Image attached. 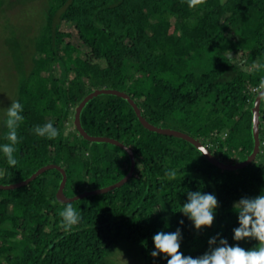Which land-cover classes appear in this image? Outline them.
Listing matches in <instances>:
<instances>
[{
	"label": "trees",
	"instance_id": "obj_1",
	"mask_svg": "<svg viewBox=\"0 0 264 264\" xmlns=\"http://www.w3.org/2000/svg\"><path fill=\"white\" fill-rule=\"evenodd\" d=\"M40 6L28 37L29 67L13 25L3 41L19 75L13 101L23 104L24 119L16 165L0 153V184L25 180L47 164L64 168L68 197L124 177L127 152L85 139L73 123L75 107L103 87L129 94L150 123L188 133L222 161L251 153V109L264 87V0H44ZM263 98L259 152L236 170L214 165L184 138L147 129L123 97L89 99L80 113L83 128L130 146L132 176L113 190L70 201L81 214L70 230L59 215L66 202L57 199V168L0 188V264H167L151 256L152 237L177 229L179 251L193 258L213 237L254 247L251 239L233 241L232 205L264 193ZM6 120L0 144L10 142ZM49 122L58 135H38L36 127ZM196 190L218 200L213 224L199 230L179 212L187 192Z\"/></svg>",
	"mask_w": 264,
	"mask_h": 264
},
{
	"label": "clouds",
	"instance_id": "obj_2",
	"mask_svg": "<svg viewBox=\"0 0 264 264\" xmlns=\"http://www.w3.org/2000/svg\"><path fill=\"white\" fill-rule=\"evenodd\" d=\"M23 104L16 100L11 102L7 108L6 125L9 129L7 139L9 143L0 144V153H3L9 166H15V145L18 142L17 128L24 119ZM35 131L38 135L53 138L58 131L52 122L43 126H37ZM169 177H175L176 171L167 173ZM218 206V200L212 193H205L200 190L188 191L185 202L180 204L179 212L186 216L195 229L210 227L213 224L214 214ZM232 210L236 214L238 227L233 229V241L254 240V247L245 249L238 243L229 244L227 239L213 237L208 241V250L195 258L185 256L181 251L180 229L166 232L158 231L152 237V257L161 256L167 264H264V193L255 197H245L234 202ZM61 224L66 230L81 220L80 211L74 208L70 201L59 213ZM183 223V221H180ZM215 245V247H213Z\"/></svg>",
	"mask_w": 264,
	"mask_h": 264
},
{
	"label": "water",
	"instance_id": "obj_3",
	"mask_svg": "<svg viewBox=\"0 0 264 264\" xmlns=\"http://www.w3.org/2000/svg\"><path fill=\"white\" fill-rule=\"evenodd\" d=\"M102 93L114 94V95H118L120 97L125 98L131 104V106L134 108V110L138 116V119L141 121V123L144 125V127H146L147 129L159 132V133L174 135V136L186 139L187 141L191 142L194 146H196V148H198L202 152V154L204 155V157L206 159H208L211 163H213L214 165L218 166L221 169L236 170L238 168H241V167L247 165L248 163L252 162L259 152V148H260V139H259L260 103H261L262 97L264 96V87H262L257 92L255 99H254V102H253L252 109H251V111H252V135H253V141H254L253 149H252L251 153L244 160L237 161L234 163L225 162V161H222L219 158L215 157L204 144H202L198 139L194 138L193 136L189 135L186 132H183V131H180L177 129H173V128L161 127V126H157V125L150 123L142 115L140 108L138 107V105L136 104L134 99H132L130 97L129 94L125 93L124 91L118 90V89L103 87V88H97V89L92 90L80 101V103L75 107V113L73 116V123H74V126L77 129V131L85 139L90 140V141H101V142L103 141V142L113 143V144L123 148L127 152L128 156L130 158V167H129V170L124 177H122L120 180H118L117 182H115L109 186L96 188V189H90V190H84V191H82V192H80V193H78L72 197H68L64 193V186L66 183V172H65L64 168H62L61 166H59L57 164H47V165H44V166L40 167L39 169H37L27 179L16 182V183H11V184H0V188H14V187H18V186H21L23 184H26L30 180L35 178L37 175H39L40 173H42L43 171H45L49 168H57L62 174V179L60 181V184H59V187H58V190L56 193L57 199L59 201H62V202H68V201L79 199L81 197H85L88 195L107 192L109 190H113L114 188L124 184L132 176V173H133L134 168H135V157H134V152H133L132 148L130 146L122 143L121 141H119L115 138L109 137V136H102V135L95 136V135L88 134L86 132V130L83 128V126L81 124V120H80V113H81V110H82L83 106L85 105V103L89 99H91V98H93L99 94H102Z\"/></svg>",
	"mask_w": 264,
	"mask_h": 264
},
{
	"label": "rangeland",
	"instance_id": "obj_4",
	"mask_svg": "<svg viewBox=\"0 0 264 264\" xmlns=\"http://www.w3.org/2000/svg\"><path fill=\"white\" fill-rule=\"evenodd\" d=\"M44 0H0V125L5 120L7 108L13 102L19 75L13 67V61L7 52V45L3 42L13 25L19 35L23 47L26 65L30 66L32 44L28 39L33 34V19L42 12L40 4ZM26 18V19H25ZM37 20V18H35ZM36 28V26H35ZM76 35L73 33L72 41ZM239 58V56H237ZM264 104V98H263ZM71 126L68 125V129Z\"/></svg>",
	"mask_w": 264,
	"mask_h": 264
}]
</instances>
